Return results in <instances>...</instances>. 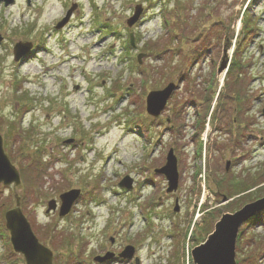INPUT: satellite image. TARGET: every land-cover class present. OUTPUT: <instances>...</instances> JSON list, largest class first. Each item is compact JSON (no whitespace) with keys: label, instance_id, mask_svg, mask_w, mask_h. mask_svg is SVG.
Instances as JSON below:
<instances>
[{"label":"rangeland","instance_id":"rangeland-1","mask_svg":"<svg viewBox=\"0 0 264 264\" xmlns=\"http://www.w3.org/2000/svg\"><path fill=\"white\" fill-rule=\"evenodd\" d=\"M0 37V135L21 178L0 184V264H27L6 227L17 197L53 264H193L223 215L264 198V0H0ZM20 42L32 57L15 61ZM170 83L154 118L147 98ZM238 234L236 264H264V209Z\"/></svg>","mask_w":264,"mask_h":264},{"label":"water","instance_id":"water-1","mask_svg":"<svg viewBox=\"0 0 264 264\" xmlns=\"http://www.w3.org/2000/svg\"><path fill=\"white\" fill-rule=\"evenodd\" d=\"M6 5H10L14 0H2ZM30 4V0H28ZM143 9L141 6L136 7L135 15L128 21V25L133 26L141 17ZM71 11L68 13L62 23L57 28H62L70 19ZM0 37V41H1ZM31 49V44H17L14 48L15 60L23 58ZM141 58V56H140ZM225 66H223L222 70ZM177 90L175 84H170L167 88L161 91L151 92L147 98V111L153 117H158L167 106L169 99L173 96V93ZM167 176L169 181V192L177 189L178 186V172H177V160L170 154L167 165L160 171ZM9 186L15 184L19 186L21 184V178L19 171L11 164L8 156L5 154L3 147V138L0 135V184ZM132 181L129 177L125 178L120 186L131 189ZM80 195V191L76 190L72 193L61 197L62 208L60 216H66L75 200ZM57 208L56 202L52 201L49 204V210H55ZM264 209V198L256 202L247 204L241 210L234 214H225L216 223L214 231L208 235L207 239L195 247L192 252L193 264H236V243L238 239V233L242 224L246 223L260 210ZM178 210V209H177ZM176 210V211H177ZM6 227L10 231L11 243L15 252L23 254L27 264H53V252L43 246L35 237L31 226L24 216L21 207L20 200L17 197L16 207L12 208L6 213ZM133 255V249L131 252L126 250L121 254L124 258H131ZM113 257V254H107L104 257H97L96 261L104 262Z\"/></svg>","mask_w":264,"mask_h":264},{"label":"flooded vegetation","instance_id":"flooded-vegetation-1","mask_svg":"<svg viewBox=\"0 0 264 264\" xmlns=\"http://www.w3.org/2000/svg\"><path fill=\"white\" fill-rule=\"evenodd\" d=\"M177 201V200H176ZM117 255H119V254H116V256H115V259H113V260H111V261H109V262H107V263H111V262H113V261H116L119 257H117Z\"/></svg>","mask_w":264,"mask_h":264},{"label":"bare ground","instance_id":"bare-ground-1","mask_svg":"<svg viewBox=\"0 0 264 264\" xmlns=\"http://www.w3.org/2000/svg\"><path fill=\"white\" fill-rule=\"evenodd\" d=\"M177 190V189H176Z\"/></svg>","mask_w":264,"mask_h":264}]
</instances>
